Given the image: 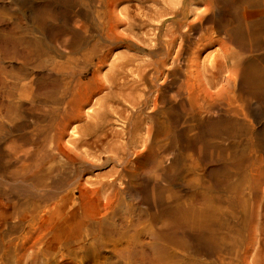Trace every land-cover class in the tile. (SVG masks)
<instances>
[{
    "label": "rangeland",
    "instance_id": "374dc122",
    "mask_svg": "<svg viewBox=\"0 0 264 264\" xmlns=\"http://www.w3.org/2000/svg\"><path fill=\"white\" fill-rule=\"evenodd\" d=\"M190 1V10L197 13L207 9L210 1L211 7L205 11L207 15L211 14L212 9L225 14L227 10L237 11L247 16L264 13V0ZM135 4V0L119 1L116 7L119 10L128 7L130 13L126 20H132L138 13ZM78 9L76 0H0V90L3 85L1 76L6 80H13L17 75H28V78L40 76L42 72L36 65H41L45 70L52 69L54 62H65L73 46L78 48L77 56L82 72L77 120L68 126L62 138L66 149L61 158L60 172L57 173L53 166L52 173L44 176V179L42 176H15L11 171L22 165V160L17 161L18 157L15 158L19 151L6 149V142L0 143V264H12L24 252L33 251L30 246L32 247L41 224L45 226V241L50 247L56 246V236L59 233L69 235L72 232L69 229L71 225L62 228L59 220L67 219L73 208H76L80 219L76 223L85 224L78 228L77 235L80 236L77 240H72L77 246L74 250L87 248L88 243H94L96 251L101 247L102 240L107 242V246L100 248V257L104 258L99 259L100 262H97L98 256L92 254L94 260L91 257L82 263L86 260L79 253L77 257H66L65 263L243 264L236 253L237 248L241 251L242 247L237 244V248H231L227 244L231 237H226L231 229H237L238 224H243L244 235L238 236V241H252L246 264H264L260 253L264 245V99H252L246 110L247 117L243 119L253 130L256 138L254 141L259 143V148L256 149L257 153L245 150L250 160L243 162L240 171L241 178L249 177V181H253V178L260 179L259 188L255 191L245 183L234 193L216 190L218 188L214 187L215 181L210 179V174L216 170L217 177H221L217 149L205 147V150H199L201 144L198 142L195 122L188 121L185 124V120L181 119L177 123L175 149L165 150L159 147L167 141L164 137L156 149H153V140L147 134L148 129L154 127V114L157 116L159 111H168L172 106L179 110L181 103L189 108L191 95L184 83L190 81L195 86L194 92L201 94L200 83H204V78H199L188 69L184 57H180V72L176 77L170 74L174 65L171 60L163 66L158 76L153 74L151 67L147 68L146 65L153 61V54L140 52L135 44L151 49L154 44L153 33L157 27L153 22L144 29L135 26L133 35L128 36L124 43L113 45L103 40L94 42L97 54L90 55L88 34L93 26L86 22L83 12L78 13ZM120 16L124 18L125 14ZM204 24L210 26L207 22ZM61 28H71L79 36L73 38L67 33L56 35ZM93 28L94 34L98 35L102 30H109L111 25L104 29L98 26ZM3 29L7 32H2ZM164 31L165 29H160V32ZM182 31H186V27ZM118 32L124 33L125 27L119 26ZM190 34L191 41L198 36L197 33ZM180 38L181 35L178 34L172 56L181 45ZM16 44L19 45L18 51L15 50ZM227 44L238 50L231 42ZM102 48L109 49L101 52ZM217 49L216 45H212L201 54V58L210 53L212 55ZM22 50H26V53ZM239 54L244 56L243 51H239ZM128 57L134 58L133 63L123 66ZM51 74L53 75L52 72ZM228 74L229 72L224 71L214 80L213 85L208 84V77L205 76V98L217 97ZM120 83L129 86L124 91L126 99L121 98L117 89ZM157 84L163 86L158 87ZM180 84L181 88L178 90L177 86ZM235 84L237 86L238 81ZM216 103L217 108L215 106L203 113L205 119H216L222 115L226 104L223 101ZM32 120L33 116L29 115L24 125L26 130ZM188 125L190 132L186 131L189 129ZM73 127L77 128L78 139V156L75 161H71ZM245 139V136L239 139L242 149H246L248 144ZM223 143L227 145L228 140ZM22 148L34 151L31 145H23ZM204 154L205 162L201 159ZM257 155H261L262 159ZM173 160L176 161L174 166L171 165ZM231 181L237 183V175L231 173ZM166 201H193L195 204L205 202V205L212 203L223 210L226 208V211L235 206L237 218L224 221L222 216L218 222L213 218H205V238L198 239L199 232L188 230L178 213L164 211ZM212 201L224 202L218 204ZM242 201L247 202L245 211L237 205V202ZM251 204L256 205L255 211ZM155 206L158 207L159 214L154 219L152 212ZM34 207L38 208L35 218L31 213V208ZM57 209L60 211L57 212ZM88 211L91 213L90 217L87 216L89 219L84 217ZM99 213L106 217L101 227L92 221L98 220ZM83 217L86 220H82ZM51 218L54 219L50 220ZM154 220L158 228L157 241L151 240V234L144 232L142 239L146 245L138 247V253L132 249L124 251L120 256L113 253L114 241L120 237L119 234L124 233L125 227L129 232L144 227L148 230ZM211 234L216 235L213 237ZM220 236L225 237L227 242H221ZM148 244L154 246V249ZM92 251L90 249L91 253ZM65 252L58 250L57 262H61V256H66ZM139 260V263L136 262Z\"/></svg>",
    "mask_w": 264,
    "mask_h": 264
},
{
    "label": "bare ground",
    "instance_id": "6f19581e",
    "mask_svg": "<svg viewBox=\"0 0 264 264\" xmlns=\"http://www.w3.org/2000/svg\"><path fill=\"white\" fill-rule=\"evenodd\" d=\"M119 1L130 0H76L79 7L78 13H84L88 24L95 28L98 26L103 29L111 25L109 30H102L98 35H95V29L91 28L88 34L90 55L93 53L94 55L97 54L94 42L103 40L113 45L124 43L128 36L133 35L132 31L135 26L138 25V28L144 29L148 25H152L153 22L156 23L157 27L156 32L153 33L152 40L154 44L151 49H145L135 44L136 49L140 52L153 54V61L146 65L147 68L151 67L153 74L158 76L161 74L163 66L171 60L174 65L170 74L176 77L180 72L181 64H178L180 57H184L183 60L188 69L196 73L199 78H204L203 84L199 80L201 94L194 92L195 86L190 81L184 83V87L191 95L189 108L181 103L179 110L172 106L168 111H159L157 116L154 114L152 117L154 127H150L147 133L148 137L153 140L154 145L152 148L156 149L159 142L161 143L162 137H164L167 141L163 142L164 145L161 144L159 147L165 150L175 149L177 145V123L181 119L185 120V124L188 121H193L198 130V142L201 144L199 150H205V147L217 149L221 177H217L218 172L216 170L211 171L210 174V179L215 181V184L213 182L214 187L218 188L215 189L234 193L242 188L243 184L247 183L248 187L257 191L261 184L259 182L260 179L255 180L253 178V181H249V177L246 178L244 176L241 178L240 171L243 168V162L250 160V156L245 153V150L257 153L256 149L257 147L259 148V143L254 141L256 138L253 130L247 123L243 122V119L247 117L246 110L250 107L252 99H264V13L247 16L245 13L237 11L230 12L227 10L225 14L212 9L211 14L207 15L205 11H208L211 7L210 1L207 3V9L197 13L190 10V0H135L137 2L135 9L138 13L133 16L132 20H126L128 18L127 15L130 13L129 8L117 9L116 6ZM82 6L86 7L81 8ZM140 12L142 20L140 19ZM121 14H125L126 17L122 18ZM205 22L209 23L210 26H205ZM121 25L125 27L124 33L118 32V27ZM183 27H186V31H182ZM74 29L76 30L75 27ZM160 29H165V31L162 33ZM2 32L7 31L3 29ZM145 32L148 33V30ZM59 33L70 34L73 38L79 36L71 28H61V31L56 33V35ZM190 33L198 34L194 41H191ZM178 34L181 35V45L174 51L172 56L173 47H175L174 42ZM228 42L235 45L238 50L230 48L227 44ZM212 45L218 47L217 51L213 52L212 55L210 53L206 57L201 58V54L212 47ZM18 46L17 44L15 45V50L17 51ZM106 49L109 48H102L101 52ZM22 51L25 52L26 50ZM239 51H243L244 56L239 54ZM77 52L78 48L73 46L68 52L65 62H54L52 69L45 70L41 65H36L37 69L40 68L42 75L34 78H28V75H17L13 80H6V78L1 76L3 85L0 90V143L6 142V149L10 148L15 152L16 150L19 151L18 155L15 154V158L18 157L17 161L22 160L21 168L11 171L13 175L26 178H39L42 176L41 178L44 179V176H49L52 173L53 166L56 168L57 173L60 172L61 158L66 149L63 147L62 138L68 126L77 120L78 113V90L81 87L82 72L79 67ZM133 61V57H128L123 66L132 64ZM224 71L229 72V74L225 85L218 90L217 97L205 98L207 95L205 76L208 77V84L213 85L215 84L214 80L219 78ZM236 81H238L237 86L235 84ZM157 86L162 87L163 84H157ZM177 87L180 90L181 84ZM128 88L129 86L126 83L118 84L117 89H119L122 99H126L124 91ZM161 100L163 101V98ZM222 101L226 104L222 115L216 119H205L203 113L215 106L217 108L216 102ZM29 115L33 116V120L30 122L29 129L26 130L24 125L27 123ZM188 126L189 129H186V131L190 132V125ZM16 132L18 134H14ZM76 132L77 128L73 127L71 135V152L73 154L71 161H75L76 156H78L76 153L78 146ZM15 135L18 136L15 137ZM243 136L247 138L245 140L248 142L246 149L240 148L239 144V139ZM226 140H228L227 145L223 143ZM23 145H31L34 151L29 148L27 150L23 149ZM257 156L262 159L261 155ZM201 159L205 162V154L201 156ZM175 164L176 161L173 160L171 165L174 166ZM231 173L237 175V183H232ZM212 202L220 204L224 201ZM165 203L164 211L170 214L178 213L179 218L187 225L188 230L199 232L198 239L205 238V218H213L217 222L219 217L222 216H224V221L237 218L235 206L226 211V208L223 210L218 206H213L212 203L205 205V202L195 204L193 201H166ZM228 203H232V201H228ZM237 205L245 211L247 202H237ZM251 205L253 209L256 206L254 204ZM153 209L152 215L155 219L158 217L159 209L157 206ZM37 210L38 208H31L34 218ZM56 211L59 212L60 209ZM90 215L91 213L88 211L84 214V217L87 218ZM80 217L82 216L80 215ZM84 217L82 220H86ZM98 217V220L92 221L95 225L98 224V227H101L105 223L106 217L104 215L101 216V213H99ZM53 219L51 218L50 220ZM77 220L80 219L77 216L76 208H73L67 219L59 220L62 228H68L70 226L67 225H71L69 229L72 232L69 235L59 233L56 236L57 242L54 247H50L49 243L45 241V226L41 224L42 227L38 228V235L32 242V247L30 246L33 251L30 253L24 252L13 263L69 264L70 262L65 263L66 257H77L79 255L86 260H83L82 263L87 262L91 257L94 260L95 257L93 255L98 256L97 262L103 260L104 258L100 257V248L107 246V242H104V240H102L101 247L96 249V251H94L96 248L94 243H88L89 247L87 248L83 247V249L78 251L74 250L77 246L72 243V240H77V237L80 236L77 235L78 228L81 225H85L84 223L77 224ZM38 222H35V224L39 226ZM155 222L154 220V223L150 224L148 230L144 227L143 229H133L129 232L130 230L125 227L124 233L119 234L120 237L114 241L113 253L116 256H120L128 249L138 253L139 250L137 248L146 245L142 239L144 232L150 233L151 240L157 241L158 228ZM216 234H211V236L215 237ZM241 235H244L243 224H238L237 229H231V232L226 235V237H231L228 242L223 236H220V241L223 243L227 242L231 248H237L236 245L240 244L239 246L242 247V250L239 251L237 248L236 253L241 262L246 264L247 254L252 241L239 242L238 236ZM249 235L254 237L253 233ZM120 245L123 246L119 249ZM151 247L154 249V246ZM90 249H93L92 253ZM58 250L66 251L64 253L66 256H61V262L56 260ZM260 253L264 260V245L261 247ZM136 262L139 263L140 260Z\"/></svg>",
    "mask_w": 264,
    "mask_h": 264
}]
</instances>
